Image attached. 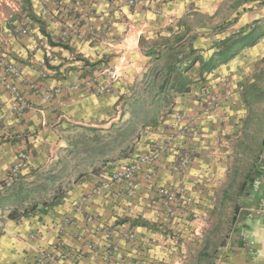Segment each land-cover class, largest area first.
<instances>
[{"label": "crops", "instance_id": "0c3cea01", "mask_svg": "<svg viewBox=\"0 0 264 264\" xmlns=\"http://www.w3.org/2000/svg\"><path fill=\"white\" fill-rule=\"evenodd\" d=\"M263 57L264 0H0V264H37L45 254L50 264H70L75 254L79 264H106L102 237L121 225L136 241L110 262L140 263L154 246L153 227L167 224L153 200L157 184L188 190L197 213L215 214L219 192L238 193V207L261 203ZM106 68L119 75L110 92L87 91L83 79ZM217 93L213 116L207 98ZM166 112L177 114L169 121L179 124L175 139L152 131L167 123ZM128 125L146 132L131 136L125 154L115 151L94 171L57 170L66 128ZM143 154L155 160L129 187L95 192ZM176 155L188 163L172 171ZM180 236L183 263L203 264L201 244L186 248L201 235L182 228ZM244 251L228 250L227 264H261L264 238L256 254Z\"/></svg>", "mask_w": 264, "mask_h": 264}, {"label": "rangeland", "instance_id": "374dc122", "mask_svg": "<svg viewBox=\"0 0 264 264\" xmlns=\"http://www.w3.org/2000/svg\"><path fill=\"white\" fill-rule=\"evenodd\" d=\"M219 98V93L212 94L207 98L209 114L212 113L213 108L217 111ZM261 105H264V57L261 59ZM140 107H143V110L138 112L141 119L149 117L150 113L144 110L145 105ZM163 115V119L167 123L163 127L152 128V131L158 139L166 136L175 139L179 133V124H175L174 121L170 123L169 121L178 120L177 114L166 112ZM145 132L146 127H132L129 125L101 129L95 127L90 131L82 126L66 128L63 134L65 139H63V143L58 150L55 166L58 171H94L99 164L103 163L106 166L108 162L112 161L115 151L121 150L125 154L132 147L133 139H131V136L140 137L141 133L145 134ZM163 143L165 145L161 144L160 146L165 148L167 141L165 140ZM156 150L160 152L162 147L158 146ZM131 163H133V160L113 171L120 170ZM171 164L172 171L179 170L181 160L177 155ZM162 188L166 189V192H161L160 189ZM59 191L50 193V196L59 194ZM237 198L238 193L236 192H230L226 195L219 192L218 201L216 202L218 207L214 209L215 214L213 211L211 213L208 210L197 213V209H195L197 207L192 205L193 199L188 190L186 191L176 185L174 187L163 184L155 185L153 200H159L160 206L158 205L157 210L162 211V216L165 217L167 224L153 227L154 246L150 248L148 257H143L138 264H184L181 254L183 240L180 235L182 234V228L190 233L197 232L201 235V242L198 239L188 240L186 248L193 250L195 245L201 244L202 249L205 250V254L201 255L203 264L218 263L216 260L220 257V254L225 255L223 262L227 263L226 253L232 248L256 254L259 239L264 238V217L261 213L254 214L250 212L249 210L252 207H238ZM230 200H233V205H231ZM179 208L183 213L185 211V218L180 216L182 212ZM215 218L216 222L214 221ZM259 229L260 232L257 233ZM205 233L212 234V239L208 235H204ZM92 242L94 243V241ZM94 245L96 244L94 243ZM263 259L261 258V264H264ZM127 261V264H129L130 261ZM256 261L259 262L258 259H254L253 262ZM106 264H111V262L107 261ZM256 264L258 263L256 262Z\"/></svg>", "mask_w": 264, "mask_h": 264}, {"label": "built area", "instance_id": "2783aa9c", "mask_svg": "<svg viewBox=\"0 0 264 264\" xmlns=\"http://www.w3.org/2000/svg\"><path fill=\"white\" fill-rule=\"evenodd\" d=\"M127 4L130 6H135L139 3V0H126ZM71 34V30L68 28H63L61 35L63 39H67ZM118 73L115 69H102L98 70L94 76L88 77L83 79V84L86 87V90L94 93V94H102V93H108L111 90V85L115 80L118 78ZM74 89L79 88V84H74L72 86ZM213 116H217L216 109L213 108L212 113ZM20 158H23V154L19 155ZM154 158V155L151 154H143L138 158V160L133 161V163L125 166L124 168L113 171L108 176L101 179L97 185V187L94 189L95 192L100 193V191L104 190L106 191L109 189L112 185H120L123 187H129L134 179L135 173L141 169L143 165H146L147 163L151 162ZM188 163V159L181 160V166L183 167L184 164ZM22 163H17V167L21 166ZM259 168H261L263 171L261 173H264V152L261 154L259 159ZM149 176V175H148ZM263 175L255 176L253 179V188L254 190L258 189V185L262 184ZM161 192H166V189H160ZM250 212H253L254 214H260L264 212V197L261 196V203L257 204L254 208H251L249 210ZM110 231H107L103 238V244L102 249L100 250L101 258L104 261H110L113 259L115 254L118 250H120L122 247H128L129 245L133 246L136 241V233L133 229L127 227L126 225L119 226L116 230V234L111 233L109 236L108 233ZM122 240V241H121ZM87 249L94 250L95 245L93 242L87 243ZM79 255L75 254L73 258H71L70 264H79ZM225 259V255H221L218 257L216 261L218 263L215 264H227L226 262H223ZM54 257H52L49 254H45L42 258H40L37 261V264H50L54 262ZM56 264V263H54ZM58 264V263H57Z\"/></svg>", "mask_w": 264, "mask_h": 264}]
</instances>
